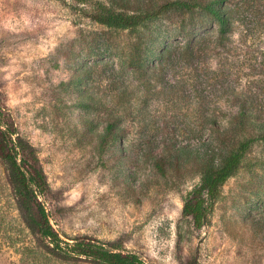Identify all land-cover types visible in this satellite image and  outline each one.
<instances>
[{"label": "rangeland", "instance_id": "obj_1", "mask_svg": "<svg viewBox=\"0 0 264 264\" xmlns=\"http://www.w3.org/2000/svg\"><path fill=\"white\" fill-rule=\"evenodd\" d=\"M174 1L181 0H0V104L44 175L39 201L62 241L112 243L145 264H264V132H204L196 139L177 117L187 111L197 117L196 102L190 95L184 102L178 92L165 96L161 88L181 83L189 92L202 85L212 92L205 115L213 109L228 115L248 97L264 113V0H230L252 7L234 16L222 38L198 9L157 13ZM155 12L136 30L92 19ZM153 31L161 43L177 41L179 50L190 38L209 43L193 64L199 80L185 62L156 80L147 74ZM136 45L143 71L132 69L140 63ZM195 119L189 127L200 129ZM108 122L124 131V158L114 137L102 140ZM162 125L173 129L172 141ZM167 144L212 151L216 161L240 152V166L210 200L200 189L207 158L201 166L169 162L157 170L155 157ZM197 197L204 201L199 227L183 214ZM0 264H86L53 255L30 230L1 162Z\"/></svg>", "mask_w": 264, "mask_h": 264}, {"label": "trees", "instance_id": "obj_2", "mask_svg": "<svg viewBox=\"0 0 264 264\" xmlns=\"http://www.w3.org/2000/svg\"><path fill=\"white\" fill-rule=\"evenodd\" d=\"M234 3L230 0H181L164 4L160 7L157 13L168 11L171 9L191 11L198 9L208 15L217 26L218 36H222L230 28L234 16L239 11H248L252 4ZM245 12V11H244ZM157 13H106L103 15H92V19L100 26L114 30H136L140 26H144L145 22L157 15ZM256 15V14H255ZM150 37L149 47L147 49V57L144 62L148 64L147 74L155 77V80L160 78L166 71H178L180 62L191 68L193 77L199 80L200 67L194 66V62L203 59L209 43H201L200 40L187 39L181 50H179L177 41L164 42L158 41V36L155 31ZM156 34V35H155ZM181 38L185 39L187 34L181 32ZM195 34V33H194ZM173 36V35H172ZM175 37V36H174ZM172 39V37H171ZM218 44L214 48L219 47ZM135 54L139 56V64H132V69L143 71L140 57V47L135 46ZM201 57V58H200ZM149 58V59H147ZM148 62V63H149ZM194 66V67H193ZM182 66L180 68H183ZM150 80H145L143 84L147 91ZM165 96L173 97L178 92L184 102L189 101V95L196 102L197 113L202 121L200 129L189 127L190 120H196V116L190 117V111L184 114H177L180 118V125L183 124L182 130L185 133L192 135L196 139H200L204 132L214 134H231L237 136L248 130L264 132V113H262L257 104V100L253 97L242 99L228 115H220L216 113L217 109H213L210 115H205L206 108L209 106L208 97L205 88L191 87V91L187 92L181 83L176 85L170 84L161 87ZM162 93V92H160ZM264 93V86H263ZM188 94V95H187ZM236 96V95H235ZM264 97V95H263ZM237 100V97H235ZM193 108V107H192ZM189 112V113H188ZM223 121V124L219 123ZM161 128L169 135V141L173 140V129L162 125ZM102 140L108 137H114L118 141V152L121 158L126 157L128 153L124 142V131L117 127L114 123L108 122L103 129ZM264 134V133H263ZM164 153L155 157L154 164L159 171H163L165 164L173 165L175 162L181 165L192 163L196 166H201L204 158H207L204 163L206 167L201 168V186L200 189L205 192V195L214 200L219 188L236 174L240 166L241 153H230L220 157L216 161V155L210 152L209 155H203L198 151L192 150L189 146H176L167 144L164 147ZM172 160V161H170ZM0 162L7 171L8 182L14 193L15 198L20 204L25 220L30 227V230L38 236V238L46 244L50 252L67 261H83L86 264H145V262L135 253L126 251L122 247L112 244L103 243L101 241L90 239L87 237H79L65 242L60 239L59 234L53 230L50 225L48 215L44 205L39 201V198L44 196L46 191V182L42 171L35 163L30 162V159L25 153V143L19 137L17 128L14 125L8 111L0 104ZM172 162V163H171ZM202 198H198L193 202H187L183 207V214L192 216L195 226L199 227L203 219ZM37 212V216L33 214V210Z\"/></svg>", "mask_w": 264, "mask_h": 264}, {"label": "water", "instance_id": "obj_3", "mask_svg": "<svg viewBox=\"0 0 264 264\" xmlns=\"http://www.w3.org/2000/svg\"><path fill=\"white\" fill-rule=\"evenodd\" d=\"M49 222H50V220H49ZM51 225V224H50ZM52 226V225H51ZM52 228H53V226H52ZM53 230H54V228H53ZM55 231V230H54Z\"/></svg>", "mask_w": 264, "mask_h": 264}]
</instances>
